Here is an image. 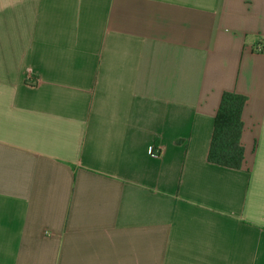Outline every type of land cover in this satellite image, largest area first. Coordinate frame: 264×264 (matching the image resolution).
<instances>
[{
    "label": "crops",
    "instance_id": "1",
    "mask_svg": "<svg viewBox=\"0 0 264 264\" xmlns=\"http://www.w3.org/2000/svg\"><path fill=\"white\" fill-rule=\"evenodd\" d=\"M258 42L264 0H0V264H264Z\"/></svg>",
    "mask_w": 264,
    "mask_h": 264
},
{
    "label": "trees",
    "instance_id": "2",
    "mask_svg": "<svg viewBox=\"0 0 264 264\" xmlns=\"http://www.w3.org/2000/svg\"><path fill=\"white\" fill-rule=\"evenodd\" d=\"M261 52H264V47ZM246 102L244 95L229 91L223 93L208 152L210 163L232 169L242 168L245 159L241 143L244 129L242 113Z\"/></svg>",
    "mask_w": 264,
    "mask_h": 264
},
{
    "label": "built area",
    "instance_id": "3",
    "mask_svg": "<svg viewBox=\"0 0 264 264\" xmlns=\"http://www.w3.org/2000/svg\"><path fill=\"white\" fill-rule=\"evenodd\" d=\"M263 47H264V46L262 45V43H261V42H258V43L255 45L254 50H255L256 52H261V50L263 49ZM155 153L158 154L159 151H156Z\"/></svg>",
    "mask_w": 264,
    "mask_h": 264
}]
</instances>
